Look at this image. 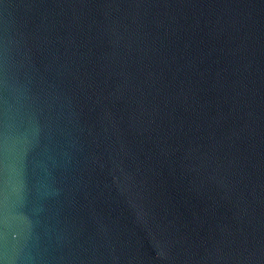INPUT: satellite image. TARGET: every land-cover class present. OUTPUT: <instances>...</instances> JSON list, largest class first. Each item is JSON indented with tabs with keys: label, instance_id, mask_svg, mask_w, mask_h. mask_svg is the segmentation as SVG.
Returning <instances> with one entry per match:
<instances>
[{
	"label": "water",
	"instance_id": "water-1",
	"mask_svg": "<svg viewBox=\"0 0 264 264\" xmlns=\"http://www.w3.org/2000/svg\"><path fill=\"white\" fill-rule=\"evenodd\" d=\"M0 264H264V0H0Z\"/></svg>",
	"mask_w": 264,
	"mask_h": 264
}]
</instances>
